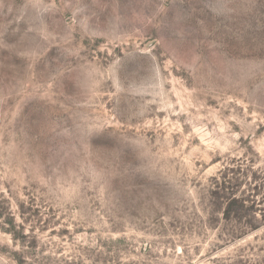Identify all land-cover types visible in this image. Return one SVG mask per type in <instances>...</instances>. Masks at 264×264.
I'll use <instances>...</instances> for the list:
<instances>
[{"label":"rangeland","instance_id":"374dc122","mask_svg":"<svg viewBox=\"0 0 264 264\" xmlns=\"http://www.w3.org/2000/svg\"><path fill=\"white\" fill-rule=\"evenodd\" d=\"M0 264H264V0H0Z\"/></svg>","mask_w":264,"mask_h":264}]
</instances>
